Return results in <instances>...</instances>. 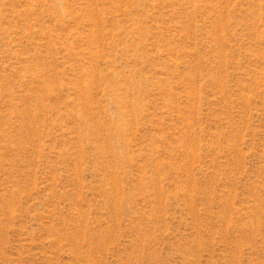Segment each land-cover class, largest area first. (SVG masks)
I'll return each instance as SVG.
<instances>
[{"label": "rangeland", "instance_id": "1", "mask_svg": "<svg viewBox=\"0 0 264 264\" xmlns=\"http://www.w3.org/2000/svg\"><path fill=\"white\" fill-rule=\"evenodd\" d=\"M0 264H264V0H0Z\"/></svg>", "mask_w": 264, "mask_h": 264}]
</instances>
